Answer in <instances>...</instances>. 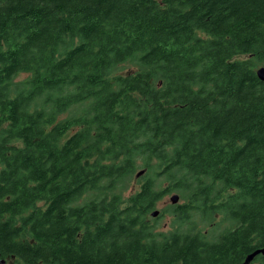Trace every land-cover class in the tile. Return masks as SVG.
<instances>
[{"label":"trees","instance_id":"1","mask_svg":"<svg viewBox=\"0 0 264 264\" xmlns=\"http://www.w3.org/2000/svg\"><path fill=\"white\" fill-rule=\"evenodd\" d=\"M261 65L264 0H0V258L264 264Z\"/></svg>","mask_w":264,"mask_h":264},{"label":"water","instance_id":"2","mask_svg":"<svg viewBox=\"0 0 264 264\" xmlns=\"http://www.w3.org/2000/svg\"><path fill=\"white\" fill-rule=\"evenodd\" d=\"M255 73H256V76L258 77L259 80L264 81V65H261V66L257 67ZM141 172H142V170L139 171L136 175H137V176L140 175ZM179 198H180L179 194L176 193V192H173V193L169 196V202H170V204H176V203L178 202ZM159 212H160V210L157 209V208H155V209L152 211L151 216H152V217H156V216L159 214ZM257 254H262V255H264V247H263V248H257V249H255L253 252H251V253L247 256L245 262L248 263V262H249L254 256H256ZM0 264H4V260H1Z\"/></svg>","mask_w":264,"mask_h":264},{"label":"rangeland","instance_id":"3","mask_svg":"<svg viewBox=\"0 0 264 264\" xmlns=\"http://www.w3.org/2000/svg\"><path fill=\"white\" fill-rule=\"evenodd\" d=\"M173 192L167 193L165 194L158 202L156 205V208L161 210L163 207H165L166 205L170 204L169 202V196L172 194ZM168 217H164L159 221V225H162V227H166L167 223H168ZM8 264H17L14 261H8Z\"/></svg>","mask_w":264,"mask_h":264},{"label":"flooded vegetation","instance_id":"4","mask_svg":"<svg viewBox=\"0 0 264 264\" xmlns=\"http://www.w3.org/2000/svg\"><path fill=\"white\" fill-rule=\"evenodd\" d=\"M1 260H4V259H1L0 258V262H1ZM4 264H8V261L7 260H4Z\"/></svg>","mask_w":264,"mask_h":264}]
</instances>
